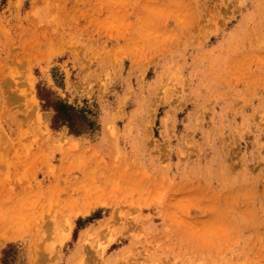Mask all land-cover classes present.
Segmentation results:
<instances>
[{"label": "rangeland", "instance_id": "obj_1", "mask_svg": "<svg viewBox=\"0 0 264 264\" xmlns=\"http://www.w3.org/2000/svg\"><path fill=\"white\" fill-rule=\"evenodd\" d=\"M0 264H264V0H0Z\"/></svg>", "mask_w": 264, "mask_h": 264}, {"label": "trees", "instance_id": "obj_2", "mask_svg": "<svg viewBox=\"0 0 264 264\" xmlns=\"http://www.w3.org/2000/svg\"><path fill=\"white\" fill-rule=\"evenodd\" d=\"M45 106H50L48 103ZM53 110L55 111V115L52 119L53 124L56 125L58 123L64 124L65 122L70 124V129H73L75 122L78 126L80 115L78 112L75 111L73 107H70L64 103H55L52 106ZM77 118L79 120L77 121ZM75 128V127H74Z\"/></svg>", "mask_w": 264, "mask_h": 264}]
</instances>
